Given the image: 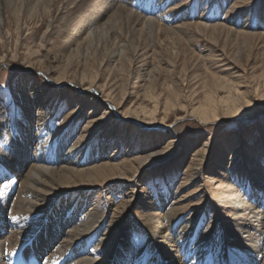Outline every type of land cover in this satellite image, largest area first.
I'll use <instances>...</instances> for the list:
<instances>
[{
    "label": "rangeland",
    "instance_id": "1",
    "mask_svg": "<svg viewBox=\"0 0 264 264\" xmlns=\"http://www.w3.org/2000/svg\"><path fill=\"white\" fill-rule=\"evenodd\" d=\"M3 1L8 4L2 11L0 9V17L3 21L1 22L0 35V214L9 215L10 210L14 214H20L21 209L16 210L20 204L23 205L21 207L25 210L29 208L31 210L28 204H19V201L26 197L28 202L35 200L31 199L33 196L30 194H20V181L17 178L20 168L19 165L14 166L15 163L12 164V158L10 159L12 154H14L13 146L16 144L14 141L16 137L14 117H16L18 122L24 123L22 110L28 105L31 108L32 115L35 116L33 122H29L32 126L30 127L31 130L29 129L32 133V138L28 142L27 149L28 151L30 150L28 153L33 156L37 153H42L45 158L49 157L50 162L45 164L48 167L55 168L61 165L59 160L61 153L66 155V150L72 146L74 147L77 140H79L80 133H84V137L81 141L82 144L77 143L73 158L79 157L82 161L94 152L93 154L97 158L92 159L94 162H89L87 165H98L103 159L106 161L107 158L112 156L115 162L126 161L127 167L132 164L136 167L139 159L145 157L133 176L135 181L131 180L130 183V181L122 179L127 181V186H121L119 190L115 189L116 192L110 191L116 185H114L115 179L107 183L111 184L109 186L102 185L98 187L99 185L96 184V188H93L94 192L89 195V201L86 200L82 203L80 208H78L80 204L76 203L78 200H75L72 204L65 202L59 217H64L65 215V218L74 217L76 219L74 226L77 227L84 223L83 221L87 214H93L97 211L96 217L103 214V220L107 218L108 213L109 215L113 214V210L116 209L119 203L130 199L129 206L124 209L118 208L119 210L117 211L118 213L123 212L128 217V222L122 224L120 231L125 233L126 230H131L127 238L129 247L125 253L132 255L129 257V261L133 263L145 259L146 264H162V262L152 260V256L150 259L145 258L150 251H156V246L147 245L151 240V236L146 234L144 230H139V225L144 221V209L148 208V203L143 198H147L148 195L151 196V200L157 206L153 209L156 210L158 203L162 201L163 197L169 199L172 196L174 200H171L165 209L163 207L158 212H166L172 205L173 208H182L183 217L189 218V216H193L195 211L198 215V224L194 229L195 233H198L200 225L203 227L200 232L201 235L204 230H207L201 239L202 241L207 239L213 227V229L221 231L223 237H221L220 255L225 253L230 260L235 259L236 262L239 261L240 263L243 261L240 255L242 254L241 252L246 254V257L264 255V251L257 254L253 249H244L245 252L244 250L234 252L233 248L229 247L241 244L239 235L241 239L245 238L246 235L250 237L251 230H242L239 235L236 234L238 235L236 237L230 236L228 231L233 227L235 228V219L233 218L235 215L232 211L234 209L232 208V203L228 201L229 198L234 196H227L232 195L235 191L236 194H241L243 198L246 197L244 201L248 204L252 202L249 204L252 208L258 205L254 201L257 200L261 203V209H264V202L261 201L264 199V195L261 192L257 194L256 191L252 190L253 183L258 181L260 183V178L264 179V166L262 165L264 164V101L253 94L256 88L264 90V36L245 38L233 31L231 34L222 32L216 38H210L206 36V33L194 30L193 23V21L198 19L197 16H201L200 18L203 21H208L209 23L213 21L223 22V17L229 6L238 0H157V2L156 0H130L129 4L133 12L142 17L150 18V21L152 19L155 20L162 29L173 28L172 30L182 38L181 43H183L184 49L180 50L177 58L174 59L173 56L176 50L174 48L169 49L170 45L165 42H172L176 34H158L156 36L154 33L155 26H153L151 36L148 38V35H145L148 29L144 26L142 32L135 31L131 34V37L129 35L124 36V33H121L125 40L119 42L115 40L113 34L108 33L103 28V26L105 27L104 23L112 19L113 15L101 16L96 21L95 10L98 6L94 8L93 2L87 3L86 8H84L81 6V0H71L67 3H65V0ZM245 2L246 5L240 7L239 10L242 12L248 11L246 25L253 29L248 31L251 34L257 32L255 27L259 22V10L264 6V0H246ZM0 4V7H2L1 0ZM12 4L15 6H12ZM16 6L20 7V9ZM15 9H19V12H17L20 20L18 21L13 16L12 11ZM171 14L174 15L171 16ZM180 15L182 18H180ZM93 20L97 24L91 26L92 28H86L84 24ZM236 23L239 24V26L236 24L237 30L244 25L243 23ZM229 25H232V22ZM6 29L9 33H6ZM98 30H102L103 33L102 31L98 32ZM115 30L120 32L122 29L115 25ZM77 32L79 35H77ZM86 33L87 36L85 35ZM70 37L73 39L78 37L79 39L77 38L71 44L72 39ZM164 39L166 41H163ZM149 41L154 42L157 48L155 51L148 49L142 63L139 62V59L131 62L129 57L125 54L123 55V53L118 61L119 69H116L114 63L106 61L108 55L113 51L117 52L118 48L116 45L121 43L126 44L123 49L127 50L129 47L127 54L133 55L134 59H136L145 52L144 49L139 51L138 48L148 44ZM1 45H4V47L2 48ZM40 45L42 48H40ZM78 45L81 46L77 47ZM83 51L85 52L82 53ZM78 52H81L82 55ZM73 53L74 55L72 56ZM220 53L222 56H218ZM40 59H43L44 62L49 63L51 66L69 62L74 69L82 71L84 67L91 72H98L101 75V79L98 80L100 84L104 83L106 79L107 81L111 79L110 83L113 84L112 91H114L113 95H115V98L112 96L113 99H107L108 97H105V95L108 93H100L99 87L87 92L82 90L85 88L82 85H72L73 83L71 82L70 84L69 81L56 84L54 81L56 73L55 75L51 74V76L48 71L40 69L38 64L34 63L32 66L29 62H35ZM138 69H141V71H138ZM210 73L227 79L230 84L245 93L249 97L248 101L251 105L245 103L244 108H241L242 112L238 115L233 113L232 115L221 116L218 119L205 122L200 121L190 111H186L182 105H186L189 110L200 104L203 96L196 95L203 91L202 83L208 80ZM139 74L140 77L137 78ZM123 82H126V84L130 83L131 87L128 84L125 86L127 87L124 92L125 97L121 98L119 95L121 88L124 87ZM150 82L153 83L152 86H150ZM168 87H174L178 92L185 94L186 100L171 101L172 105L168 107L165 105V95H161L158 104L159 115L163 116L164 113H170L169 118L164 119L163 123H152L143 115H140L137 119H130V116L123 114L127 108L136 109V111L152 109L154 101L149 100L148 97L146 98V95L150 93L156 94L157 90V94H164L168 91ZM58 90H60V93L57 92ZM94 90L95 92H93ZM91 94H93V97ZM224 95H226L225 91L219 92L220 97ZM75 96L83 97V99ZM58 102L59 109L55 113L53 120H50L46 127L44 125L45 130H43L44 132L48 131L50 135L52 133V140L48 141L45 146L39 147L37 137L41 134L40 129L43 126L39 125L40 122L37 124L38 114L44 111L48 113L46 105L57 104ZM116 104H119V106ZM176 108H181V110ZM3 112L5 115L2 114ZM60 146L63 149L62 152ZM100 155L102 159L98 158ZM192 159L197 161V165L193 166L190 163ZM56 161L58 162L56 163ZM74 167H81V165ZM185 170H187L186 173H184ZM240 170L243 174L245 173L246 177L241 178L239 183L237 177L234 179L233 176ZM190 174L198 176L196 178L193 177L191 181H184L183 177ZM132 185L137 188L133 190L137 194L130 198L131 190H129V187ZM61 187H63L62 191L49 197V201L43 211L49 209L56 202H62V197L58 195L59 193L64 192L66 188H69L68 190L75 188L72 185L59 186L57 187L58 190L56 189L55 191H59ZM81 187L83 186H78V188L83 189ZM122 190L124 191L122 192ZM17 199H19L18 205ZM199 200L203 204L199 205ZM43 202L45 201L40 200L39 203L42 205ZM49 203H51V206ZM15 206L16 208L14 209ZM76 207L78 208L77 212L74 211ZM93 207H96L97 210ZM240 209H243V207ZM39 215L41 214L38 213L36 215L37 218L45 217V215L43 217ZM180 217V220L177 217L173 220L179 223L183 218L182 216ZM149 218H151V223L147 222V224L155 226L156 219L152 218V216ZM20 222L22 224L23 220L21 219ZM120 222L119 225H121ZM131 223L137 224V227H139L137 231L132 230ZM193 225L194 223L191 226L194 227ZM11 230L9 229L8 231L7 228L0 231L1 236L8 238L7 240L4 239L5 242L1 240V243L3 241L2 249H5L0 252L1 263L47 264L45 263L46 257L50 256L52 246L44 251L39 250L37 254L35 251L34 255L36 257L34 258L36 259L30 260V256L27 257L28 259L22 258L21 252L28 246L30 247L29 253L33 252V248L31 249L33 237L23 243L21 240L19 249L14 251L6 242L9 240V236L10 239L12 238ZM176 230L178 229L176 228ZM188 230L186 232L187 238L190 235ZM120 231L114 233L110 238L111 240L113 239L111 243H115V247L122 242V240H119L121 237ZM161 231L162 233L166 232V230ZM170 231H174V229L172 230V227H170L168 232ZM96 234L89 236L90 238L86 241L83 249L84 251L87 248L101 251L103 254H97V257L90 256L104 259L105 256H109V250L105 246H99L97 242L100 240L99 238L104 239L105 235ZM109 235H112V233H109ZM156 239L158 241L162 240V238ZM183 240L185 241L186 238H183ZM195 244L193 243V246L189 247L191 252L195 248L199 249V246L196 247ZM73 246L71 247L76 252L78 247ZM120 250L122 249L117 251ZM144 250H147V252H144ZM13 252H17V254L10 257L9 254ZM198 252H196V258H189L188 264H194V262L195 264L202 263V261L199 262L198 255L200 253ZM123 253L124 251H122ZM165 253H167V258L163 260V264H174V258L170 257L171 252L166 250ZM207 253L208 251L200 254L203 257V261ZM85 257L87 255L74 257L73 261ZM107 260L102 261L107 262ZM178 261L180 264V260ZM219 261L222 262L221 258ZM228 264L232 263L229 261Z\"/></svg>",
    "mask_w": 264,
    "mask_h": 264
},
{
    "label": "bare ground",
    "instance_id": "2",
    "mask_svg": "<svg viewBox=\"0 0 264 264\" xmlns=\"http://www.w3.org/2000/svg\"><path fill=\"white\" fill-rule=\"evenodd\" d=\"M11 1L13 2L15 0H11ZM69 1H71V0H65V3L69 2ZM245 1L246 0H238V1H235L231 6H229V8L226 11L225 16L223 17L224 18L222 20L223 22L213 21V22L209 23L208 21H203V19L200 18L201 16L200 17L197 16L198 19L196 21H193L194 30H196L198 32L201 31L202 33H206V36H208L210 38H216V36L218 34H221L222 32H225L226 34H231L233 31H236L237 34H241L245 38L264 36V6L259 10L260 18H259L258 24L255 27L257 32H253V33L249 34L250 32H248V31L253 30V29H251L249 27V25H248V27L246 25V22L248 21V20H246L248 17V11L242 12L239 10L240 7H244L246 5ZM1 2H2V7H0V9L2 11L4 8L7 7L8 3L7 4L4 3L3 0H1ZM90 2H93L94 8H95V6H98V8H96V10H95V20L96 21L98 20V18H101V16H106V15L112 16L113 15L112 19H110L108 22L104 23L105 27L103 26V28H105L108 33L113 34L115 37V40H117L119 42H123L125 40L124 36L129 35V37H131V34H133L135 31L142 32L144 26L146 29H148L146 34H145V35H148V38H149V36H151L153 26H155L154 33L156 36L158 34H160V35L161 34H168V35L169 34H176L172 30L173 28L162 29L159 26L158 22H155V20L152 19V21H150V18L142 17L139 14L133 12V10L131 9L130 4H129L130 0H81V6L86 8L87 3H90ZM156 2H157V0H156ZM30 4H31V1H30ZM25 5H23V6H25ZM12 6H15V5L12 4ZM16 7L20 9V7H18V6H16ZM27 7H29V6H27ZM18 10L15 9L14 11H12L13 16L15 17L16 21L20 20ZM172 10H174V9H172ZM1 11H0V15H1ZM10 11H11V8H10ZM150 11H152V10H150ZM172 13H173V11H172ZM47 15L49 16V14H47ZM172 15H174V14H171V16ZM180 18H182L181 15H180ZM5 20H7V19H5ZM241 20H242V22H240ZM96 21H94V20L93 21H87L86 24H84V25L86 28H89L91 26H95V24H97V23H95ZM1 22H3V21L0 17V35H1ZM231 22H232V25H229ZM236 22H239L241 24L243 23L244 25L240 26V29L237 30L236 29L237 28ZM3 25H4V23H3ZM115 25H117V27H119V29H122V30L120 32L116 31ZM237 25L239 26V24H237ZM137 28H139V29H137ZM2 29H3V27H2ZM95 29H97V28H95ZM99 31H102V30H98V32ZM89 32H91V31L89 30ZM89 32H87V33H89ZM6 33H9V32H7V29H6ZM87 33L85 34L86 36H87ZM102 33H103V31H102ZM121 33H124V36H122ZM77 35H79L78 32H77ZM89 36H91V35H89ZM72 37H73V35H72ZM72 37H70L72 39L71 44H73L78 38L77 37L76 39H73ZM79 37H81V36H79ZM91 37H89V38H91ZM14 38H16V37H14ZM12 39H13V37H12ZM181 39L182 38L176 34V37L174 36V38L172 39L173 40L172 42L166 41V39L163 40V41H166L165 42L166 44L170 45L169 49L174 48L176 50L175 55H174L175 57L173 56V59L177 58L179 51L184 49L183 43H181L182 42ZM85 40H87V39H85ZM160 43H162V42H160ZM65 45H67V44H65ZM81 45H78L77 47H79ZM158 45L160 46V44H158ZM116 46L118 48L117 52L115 53V51H113L110 55L107 56V60H106L107 62L114 63L116 66V69H119L118 61L121 59L122 53H123V55L124 54L127 55L131 62L139 59V62L142 63V62H144V59H145L144 56H146L148 49H150V50L153 49L152 51H155V49L157 48L154 42L149 41L148 44L143 45V47L138 48L139 51L144 49L145 52L144 53L142 52L143 54H140L136 59H134L133 55L127 54L128 48H129L128 46H127L128 47L127 50L123 49V47L126 46V44L121 43V44H117ZM1 47L3 48L4 45H1ZM40 48H42V46ZM84 52L85 51H83L82 53H84ZM170 52H172V50H170ZM70 53H71V51H70ZM78 53L82 55L81 52H78ZM170 54L172 55V53H170ZM73 55H74V53L72 54V56ZM218 56H222V54L220 53ZM64 60H63V62H64ZM60 61H62V60H60ZM74 61L76 62V60H74ZM29 62L32 64V66L34 63L38 64L40 66L39 67L40 69H42L44 71L45 70L48 71L50 75L51 74L55 75V73H56L55 78H54V81L56 84H60L61 82L63 83L65 81H69L70 84H71V82L73 83L72 85H77V84L79 86L82 85L83 87H85L82 90L87 91V92L91 89L93 90V88L99 87L98 90H100V93H105V92L108 93L105 95V97H108L107 99H109V100H111L110 98L113 99L112 96H114V98H115V95H113L114 91H112L113 84L110 83L111 79H109L108 81L106 79L104 81V83L100 84L98 80L101 79V75L98 72H95V71L91 72L84 67H83L82 71H80L79 69L78 70L74 69L72 67V65L70 66L69 62H66L65 64H58L56 66L49 65V63L44 62L43 59L37 60L35 62L34 61H29ZM173 62H174V60H173ZM123 64H125V63H123ZM143 65H145V64H143ZM143 65H141V66H143ZM143 68H144V66H143ZM127 70H129V69L127 68ZM138 71H141V69H138ZM123 76H124V74H123ZM139 77H140V74L137 76V78H139ZM127 84H126V82L125 83L123 82L124 87L121 88V90H120L121 93H120L119 97H121V98L125 97L124 92H125V89H127V87H125ZM150 84H151L150 86L153 85L152 82H150ZM84 85H86V86H84ZM128 85L131 87L130 83ZM202 86H203V91H201L196 96L202 95L203 99L201 100L200 104L197 107L190 108L188 110L186 105H182V107L186 111H190L191 114H194L195 116H197L198 119L202 122L218 119L221 116L232 115L233 113H236L238 115L242 112L241 108H244L245 103L251 105V103L248 101L249 97H247L245 95V93L241 92L239 89H237V87L230 84L227 79L220 78L216 75H213V73H210L208 80H205L202 83ZM168 88H169V89H167L168 91L164 94H162V93L157 94V92H158V90H157L156 94L150 93L149 95H146V98L148 97L149 100L154 101V107L152 109H149L148 111L145 109H141L139 111H136V109L132 110L131 108H127L126 110H124L125 112L123 114L130 116V119H137L140 117V115H143L146 118H148L150 121H152V123H154V122L163 123L164 119L169 118L170 113H168V114L164 113L163 116L159 115L160 110H158V104H159L160 96L165 95V99H166L165 105L168 107L170 105H172L171 101L186 100L185 94L183 95L181 92H178L176 88L174 89V87H168ZM222 91H225L226 95L220 97L219 92H222ZM57 92L60 93V90H58ZM93 92H95V90ZM253 94L256 97L260 98L262 101H264V90H260V89L256 88ZM91 96L93 97V94H91ZM75 97L83 99V97H80V96H75ZM253 104H252V106H253ZM58 105H59V102L57 104L53 103V104L46 105V108H47L46 110H48V113H47V111H44V112H39L40 115L38 114V117L36 119L37 124L40 122L39 125L43 126V128H41V129L39 128L41 130V132H40L41 134L39 135V137H37V140H38L37 143H39V145H38L39 147L45 146L48 141L52 140V133L50 135L48 131L44 132L43 130H45L44 128L48 125L50 120L51 121L53 120L55 113L59 109ZM116 105L119 106V104H116ZM176 109L181 110V108H176ZM2 114L5 115L4 112ZM22 116L25 120L24 123L18 122L16 117H14L15 118L14 122L16 123L15 124L16 137H15L14 141L16 142V144L15 145L13 144L14 145L13 146L14 154L11 153L12 157H10V159L12 158L11 159L12 164L15 163L14 166L19 165V168H20L19 172L17 173L18 174L17 178L20 181V184H19L20 194H25V193L28 195L30 194L33 196L31 199H33V200L35 199V200L28 202L27 197L25 199L19 198L20 201H19V199H17V205H18V201H19V204L20 203L28 204V206L31 207V210H29L30 208L28 210H25L24 208L21 207L22 204H20L16 209L17 211L21 209L20 214L15 213L16 214L15 215L14 213L11 212V210H10L9 215L0 214V231H2L3 229H7V228H8V231H9V229H12L11 230L12 238L10 239V236H9V240L6 241L7 244L9 245V247L11 246V249L16 251L19 249V244H20L21 240L23 243L27 239H29L30 237H33L32 244H31V246H32L31 249L33 248L32 249L33 252L32 251L31 252L33 254L29 253L30 247L28 246L27 248H25L24 251L21 252L22 258L26 259L28 256H30V260L36 259V258H34V257H36L34 255L35 251L37 254V253H39L38 252L39 250L44 251L45 249L52 246V248L50 250V253H51L50 256L46 257L45 263H47V264H109V262H111V264H137L138 262L140 264H146L145 259L140 260L141 262L140 261H135L134 263L130 262L129 257L132 255H130L129 253H125L127 248L129 247V242H127V238L129 237L131 230L130 231L126 230L125 233L120 231V228L123 226L122 224L128 222V217H127V215H124L123 212L118 213L117 211L119 210L118 208L124 209L125 207L129 206L128 203H129L130 199L124 200L123 202L119 203V205L116 206V209L113 210V214L109 215V213H108L107 218H105L103 220H102V217H104L103 214L101 216L96 217V214H97L96 210L97 209H96V207H93L96 209L95 210L96 212H94L93 214H87L85 217V220L83 221L84 223H81L77 227L74 226V223L76 220L74 217L70 216L69 218H65L66 215L64 217L63 216L59 217L60 212L62 211L63 204L65 202L72 204L75 200H78L76 203L80 204V206H78V208H80L82 203H84L86 200L89 201V195H91L94 192L93 188H96L95 187V186H97L96 184L99 185L98 187H101L102 185L109 186L111 184H107V183H110L109 182L110 180L115 179L116 181H115L114 185L115 184L116 185L113 186V188H111L112 190L110 189V191H113V192H116L115 189L119 190L121 188V186H127L126 182L130 181V183H131V180L132 181L134 180L133 176L137 171V167L145 159V157L139 159L136 167L133 166V164L130 167H127L126 161L115 162L114 161L115 159H113L112 156L110 158H107L106 161H104V159H103V161L98 165H87L89 162H94V160H92V159L97 158V156H94V154H93L94 152H92V154H89L87 159H84L82 161H81V158H79V157L78 158L76 157L75 159L73 158L77 143L82 144L81 141L84 137V133H80L79 134V140H77L74 147L72 146L71 148L67 149L66 155H63L61 153V155L59 157V160L61 161V165H59L55 168L50 167V166L48 167L45 164H48L50 162L49 157L45 158L44 154L43 155H42V153L38 154L37 152H36L37 153L36 155L34 154L35 156L29 155V153H28L30 151V150L28 151V149H27L28 142L32 138V133L30 132V130H31L30 127H32V126H31V123L29 124V122H31V121L33 122V118H35V116L32 115L31 108H29L28 105L24 108V110H22ZM139 120H141V119H139ZM44 125H45V127H44ZM64 140H66V139H64ZM55 143H58V142H55ZM81 144H80V147H81ZM47 149H45V150H47ZM60 149H61V146H60ZM62 151H63V149H61V152ZM56 158H58V157H56ZM98 158L102 159V156L100 155V156H98ZM53 161H51V162H53ZM57 162L58 161H56V163ZM190 163L193 166L197 165V161L195 159H192L190 161ZM6 164H7V161H6ZM79 165H81V167H77V168L74 167V166H79ZM262 165L264 166V164H262ZM186 171L187 170H185L184 173H186ZM193 172H195V171H193ZM193 172H192V174H193ZM196 173H197V171H196ZM244 174L240 170V171L236 172V174L233 176V178L236 179V177H237V180L240 183L241 182L240 179L246 177ZM197 176L198 175L195 176V175H191V174L185 175L183 177V179H184V181L185 180L191 181L193 179V177L196 178ZM83 177H85V178H83ZM76 178H78V179H76ZM122 179L127 180V181H123ZM260 181H261L260 183H259V181L257 183H253L254 186L253 187L251 186V187H252V190L257 192V194H258V192H261L264 195V179L260 178ZM12 184H14V183H12ZM12 184H11V186H12ZM71 185L75 188L72 190H68L69 188H66V190L64 192H61L58 194L59 196L61 195V197H62L61 201L62 202H60V203L56 202L55 204L53 203L54 205H52V206L50 205L51 203H49V205L51 207L49 208V206H48L49 209H47L46 211H43V209H45L46 204L49 201V197L53 196L55 193H58V192L63 190V187H61V188H59V191H55L57 189V187H59V186H65L66 187V186H71ZM78 186L79 187L83 186V187H81L83 189L78 188ZM262 187H263V189H262ZM135 189H137V188H135V185H132L131 187H129V190H131L130 198H132L133 196H135L137 194V192L133 191ZM123 191L124 190H122V192ZM118 193H120V192H118ZM244 194H246V193H244ZM257 194H255V196H257ZM227 196H234L233 198H229V201H228V202L232 203V208H234L232 211H233V214L235 215V217H233L235 219V228L233 227L232 229H229V231H228L230 236L236 237L239 235V232L242 230H247V231L251 230L250 231V237H248L246 235V237L243 238L244 240L241 239V236L239 235V239L241 240V244H238L237 246H229V247L233 248L234 252H236L237 250L253 249V251H255V253L257 254V253H260L261 251H264V242H263V239H264V209H261L262 208L261 203L258 202L257 200H254V201H256L255 202L256 204L258 203V205H256V207L254 206L252 208L251 205H249L252 202H250L248 204L246 201H244V199L246 197L243 198L241 196V194H236L235 191L232 193V195H227ZM145 197H146V195H145ZM108 198H110V197H108ZM151 198L152 197L149 195L147 196V198H143L144 200L146 199L145 201H147V203H148V205H147L148 208L144 209V212H143L144 221H143V223H141L139 225L140 228L137 227V224L131 223L132 230L137 231L139 228V230H144L146 234H149L151 236V238H150L151 240L149 241V243L147 245L150 244V246H152V247L156 246V251L151 252L149 250L150 252H149L148 256L145 258L150 259V257L152 256V258H153L152 260H156V262H162V264H163V260H165L167 258V253H165V252H166V250H168L171 252L170 257L174 258V260H175L174 264H179L178 260H180V264H188L189 258H196L197 257L196 252L199 251L198 253L201 254L203 252L208 251V253L204 257L205 258L204 261L202 260L203 257H201L200 254L198 255L199 256L198 258L200 259L199 262L202 261L201 264H220V263L228 264L229 261L232 264H235V263L236 264H264V255L263 256L261 255L260 257H258L256 255L246 257V254L241 252L242 253V254H240L241 258H243L242 263H240L239 261L236 262L235 259L230 260L225 253L220 255L221 237H223L221 235L220 230H217V229L215 230V229H213L214 228L213 227L211 229L210 234L207 237V239L205 241H202L201 239L206 234L207 230H204L202 235H201L200 232L202 231L203 227H202V225H200V226L198 225L199 226L198 227L199 228L198 233H195L194 229H195V226L198 224V221H197L198 215L195 213V211H194L193 216H189V218L188 217L184 218L182 215V214H184L183 209L182 208H173V206L171 205V207L169 206L170 209L168 211L161 213V211L158 212V210L163 209V207L165 209L166 205H168V203L171 200H174V197L170 196L169 199L168 198L165 199L163 197L162 201H160L158 203V208L156 210L153 209V208L157 207L156 203H153ZM40 200L45 201V202H43V204L41 205V203H39ZM263 200H261V201L264 202ZM106 203H109V202H106ZM201 204H203V203L200 202V200H199V205H201ZM16 206L14 207V209L16 208ZM241 207H243V209H240ZM78 208L76 207V209H74V211L77 212ZM17 211H15V212H17ZM153 211H155V213H153ZM72 212H73V210H72ZM91 212H93V211H91ZM38 213L41 214L39 216L43 217V215H45V217L44 218H37L36 215H38ZM8 216H9V218H8ZM150 216H152V218L156 219V225L155 226H153V224H147V222L151 223V221H150L151 218H149ZM180 216L183 217L181 219L182 221L179 223H176L173 219L175 217H177L180 220V218H181ZM19 219L23 220L22 224H21ZM117 220H119V221L117 222ZM120 220H122V221L120 222ZM93 222L95 225L93 224ZM119 222L121 223V225H119ZM254 222H256V223H254ZM193 223H194V225H193L194 227L191 226ZM170 227H172V230L174 229V231L168 232ZM176 228L178 230H176ZM109 230H111V232H109ZM161 230H164V231L166 230V232L162 233ZM187 230L190 234L188 237L189 239L186 237ZM119 231L121 232L120 233L121 237L119 240H122V242L119 243V245L117 247H115V243H111V241L113 239L111 240L110 238H111V236H113L114 233H118ZM94 233H97L99 235H105L104 239L99 238L100 240H98V242H97L99 244V246H102V247L105 246L109 250L108 251L109 256H107V257L105 256L104 259L101 257L100 258H94V257L92 258L90 256V255H92V256L97 257L98 256L97 254H103V253H101V251H96V249L90 250L89 248H87L86 251H84V249H83V246L86 245L85 244L86 241L88 240V238H90L89 236H93ZM109 233L110 234L112 233V235H109ZM236 234H238V235H236ZM216 236L218 238L215 239L214 237H216ZM225 237H227V236H225ZM156 238H162V240L158 241ZM183 238H186V240L184 241ZM4 239H6L5 236L0 235V252H3L5 250V249L4 250L2 249L3 248L2 243H3V241L5 242ZM1 240H3L2 243H1ZM152 240H154L155 243ZM198 241H199V243H198ZM193 243H196L195 246L196 247L199 246V249L195 248L193 250V252H191L189 247L193 246ZM73 245H75L76 248L78 247L76 252L71 247ZM141 245H139V246H141ZM93 246L95 247V245H93ZM118 249H122V250L117 251ZM94 251H96V252H94ZM122 251H124L123 254H122ZM145 251L147 252V250H144V252ZM17 252H15V253L13 252V253L9 254V256L10 257L15 256L17 254ZM190 252H191V254H189ZM244 252H245V250H244ZM83 255H87V257L82 258V259L78 258L79 260L77 259V260L73 261L74 257H76V258L78 256L82 257ZM71 256L73 257L72 259H71ZM113 258H114V260L112 261ZM220 258H221L222 262L219 261ZM106 259H108L107 262L102 261V260H106ZM138 259H139V257H138ZM0 264H4V263L0 262ZM194 264H195V262H194Z\"/></svg>",
    "mask_w": 264,
    "mask_h": 264
}]
</instances>
